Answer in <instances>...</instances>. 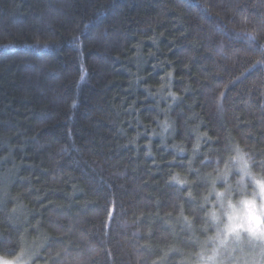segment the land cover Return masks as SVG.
<instances>
[{
    "label": "trees",
    "instance_id": "16d2710c",
    "mask_svg": "<svg viewBox=\"0 0 264 264\" xmlns=\"http://www.w3.org/2000/svg\"><path fill=\"white\" fill-rule=\"evenodd\" d=\"M235 143L264 168V0H0V258L193 264Z\"/></svg>",
    "mask_w": 264,
    "mask_h": 264
},
{
    "label": "clouds",
    "instance_id": "9594fccd",
    "mask_svg": "<svg viewBox=\"0 0 264 264\" xmlns=\"http://www.w3.org/2000/svg\"><path fill=\"white\" fill-rule=\"evenodd\" d=\"M194 148L198 149L199 144L194 145ZM233 149L237 155L233 156L232 159L237 164L245 163L248 169L247 176L241 182L251 181L254 191L233 193L227 189L216 188L214 182L209 195H215L217 203L221 204V206L214 212H207L205 214L206 219L211 222L213 228L218 229L222 234H226V226L248 223L249 202H255V215L259 217V224L253 221L250 226L254 230L264 233V168L258 170L254 166L251 157L248 156L247 151L238 143L233 145ZM241 157L243 160H241ZM169 179L181 185L189 182L186 177H182L180 172L174 173ZM207 198L205 196L206 200ZM183 221L191 228L195 222V217L183 215ZM203 231L207 234V227ZM191 257L193 258V264H225L228 259L224 255L221 246L215 241L213 235H206L205 244L199 246L198 250L191 254ZM5 259L14 261L12 259Z\"/></svg>",
    "mask_w": 264,
    "mask_h": 264
},
{
    "label": "rangeland",
    "instance_id": "374dc122",
    "mask_svg": "<svg viewBox=\"0 0 264 264\" xmlns=\"http://www.w3.org/2000/svg\"><path fill=\"white\" fill-rule=\"evenodd\" d=\"M241 165L243 167V163ZM232 172L231 168L230 171L227 170L224 173H220L217 176V183H227ZM242 175L247 176L246 172H242ZM227 190L236 193L254 191V188L252 187L251 181H247L241 183L240 186L229 185ZM220 206L221 204L219 203L215 204L213 206V212ZM255 210V202H249L248 223L226 226V234L221 233L218 241L216 239L224 255L228 257L225 264H264V233L254 230L250 226L253 221L259 224V217L255 215ZM24 259L26 264H28V258Z\"/></svg>",
    "mask_w": 264,
    "mask_h": 264
},
{
    "label": "snow or ice",
    "instance_id": "6c2138e0",
    "mask_svg": "<svg viewBox=\"0 0 264 264\" xmlns=\"http://www.w3.org/2000/svg\"><path fill=\"white\" fill-rule=\"evenodd\" d=\"M39 44H40V41H37L36 42V46H39ZM45 47H47V45H45ZM72 106H73V108H75L76 104L74 103ZM221 243H223V241H221ZM0 264H26V261L24 259L23 253H21V255L18 256L14 262L13 261H8V260H6L4 258H0Z\"/></svg>",
    "mask_w": 264,
    "mask_h": 264
}]
</instances>
